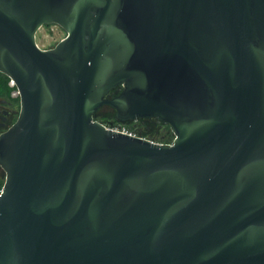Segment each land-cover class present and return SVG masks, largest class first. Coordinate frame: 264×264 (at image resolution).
I'll use <instances>...</instances> for the list:
<instances>
[{
  "label": "water",
  "instance_id": "water-1",
  "mask_svg": "<svg viewBox=\"0 0 264 264\" xmlns=\"http://www.w3.org/2000/svg\"><path fill=\"white\" fill-rule=\"evenodd\" d=\"M0 71V264H264V0H0Z\"/></svg>",
  "mask_w": 264,
  "mask_h": 264
},
{
  "label": "rangeland",
  "instance_id": "rangeland-1",
  "mask_svg": "<svg viewBox=\"0 0 264 264\" xmlns=\"http://www.w3.org/2000/svg\"><path fill=\"white\" fill-rule=\"evenodd\" d=\"M67 32L58 24H46L41 27L37 33V42L43 49H50L55 47L63 38H65ZM113 109L109 106H104L101 111L105 117V123L108 127H126L129 130L141 132L145 137H148L159 143H172L175 139V135L166 124L160 122L149 121L146 119L136 120L133 122L122 123L116 118V112L113 113ZM166 141V142H164ZM5 178L0 177V188L4 186Z\"/></svg>",
  "mask_w": 264,
  "mask_h": 264
},
{
  "label": "flooded vegetation",
  "instance_id": "flooded-vegetation-1",
  "mask_svg": "<svg viewBox=\"0 0 264 264\" xmlns=\"http://www.w3.org/2000/svg\"><path fill=\"white\" fill-rule=\"evenodd\" d=\"M21 111V97L12 79L0 71V136L8 131L17 121ZM156 122V120H154ZM6 172L0 166V177Z\"/></svg>",
  "mask_w": 264,
  "mask_h": 264
},
{
  "label": "trees",
  "instance_id": "trees-1",
  "mask_svg": "<svg viewBox=\"0 0 264 264\" xmlns=\"http://www.w3.org/2000/svg\"><path fill=\"white\" fill-rule=\"evenodd\" d=\"M113 96H114V93H113ZM112 111H114V110H112ZM113 113H115V111H114ZM95 118H96L97 120L103 122L104 124H106V123H105V117H104V115H102V111H101V110L98 111V112L95 114ZM139 120H143V119H139ZM146 120H149V121H151V122L154 121V120H156L157 123H158V122L163 123L162 121H160V120H158V119H146ZM154 122H155V121H154ZM163 124H166V123H163ZM166 126L169 127V128L171 129V126H170L169 124H166ZM164 142H166V141H164Z\"/></svg>",
  "mask_w": 264,
  "mask_h": 264
},
{
  "label": "built area",
  "instance_id": "built-area-1",
  "mask_svg": "<svg viewBox=\"0 0 264 264\" xmlns=\"http://www.w3.org/2000/svg\"><path fill=\"white\" fill-rule=\"evenodd\" d=\"M12 82L15 84V82L12 80ZM16 85V84H15ZM112 129L114 130H117V131H120V132H123V133H127V134H131V135H138L139 132H136V131H132V130H129L127 129L126 127L124 128H121V127H111ZM147 138V137H146ZM2 191H3V187L0 188V195L2 194Z\"/></svg>",
  "mask_w": 264,
  "mask_h": 264
}]
</instances>
